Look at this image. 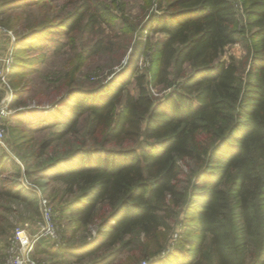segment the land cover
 <instances>
[{"label":"trees","instance_id":"trees-1","mask_svg":"<svg viewBox=\"0 0 264 264\" xmlns=\"http://www.w3.org/2000/svg\"><path fill=\"white\" fill-rule=\"evenodd\" d=\"M59 1L2 5L3 15L18 14L6 19L16 35V78L24 77L22 68L37 70L40 57H22L32 51L74 49L86 37H92V58L105 48V26L115 28L117 15L101 0H64L75 9L54 16L58 23L50 11L23 18L27 8ZM144 1L160 11L147 20V34L162 37L147 36L127 54L132 32L121 27L117 58L128 55L121 71L89 88L74 86L69 73L49 94L35 97L37 108L28 107L44 129L60 128L34 158H44L71 136L82 144L34 174L62 182L74 195L68 207L74 233L90 230L58 251L80 264H264V0ZM238 43L252 60L245 74L235 58H223ZM144 58L151 79L139 65ZM150 86L169 93L156 97ZM27 91L15 92L13 107L21 106ZM5 158L0 155V177L18 168ZM0 196L38 201L21 182ZM182 211L196 220L164 255Z\"/></svg>","mask_w":264,"mask_h":264},{"label":"rangeland","instance_id":"rangeland-1","mask_svg":"<svg viewBox=\"0 0 264 264\" xmlns=\"http://www.w3.org/2000/svg\"><path fill=\"white\" fill-rule=\"evenodd\" d=\"M5 1L6 0H0V25L10 30L7 26L6 19L10 16L13 18V16L18 14L11 13L6 16L3 15L2 5ZM75 1L77 2V0H74V2ZM101 1L115 9L117 19L114 23L115 28L110 29L105 26V48L98 56L92 58L90 52L87 53L92 43V37H86V39H80L81 42L80 40H77V42L74 43L75 50L67 47L61 51H55L52 47H46L41 51L27 53L22 57H30L33 59H38V57H40L41 61L39 64H35L37 70L31 71L27 70V68H22L23 73L25 74L22 78H16L17 76L14 74L16 70L18 71V68L16 70H12V68L8 74L11 88L16 94L19 91H23L25 88H28L29 91L26 92L23 99L24 101H22L23 105L21 104L19 108L13 107L15 101L14 98L11 105L13 114L6 117L0 123V128L5 130V137L2 143H0V155L6 157L5 163L8 164L10 160H13L18 165V168H10L2 177H0V192L5 188H13L14 183L21 182L26 188L30 189L36 197H38V201H32L30 199L27 201H19L6 196H0V205H3L4 207L0 208V264H4L3 258H5L6 249L13 236V232L17 227H24L25 224H30L35 229L33 233L38 232L37 222L42 217V199L48 200L51 205L50 207L53 209V217L61 236L63 247L64 244H76L89 236L88 233L90 230L86 229H78L76 233H74V213L68 208L71 201L74 199V195L66 190V186L60 181H50L34 175L35 171L45 165L50 158L66 154L71 147H81L82 144L76 142V136H71L65 141L58 142L56 147L44 158L40 160L34 158V154L39 145L50 137L56 129L60 128L44 129L45 126L40 124V120L34 121L32 119V114L30 113L31 111L29 108H37L38 105L36 103V98L40 96L41 93L49 94L52 87H54L53 85L56 83L57 85L62 83L60 80L69 73L74 72V86L89 88L100 82L106 83L116 72L121 71L126 66L128 59L127 55L122 60H119L120 58H117L116 54V52L118 55L122 53L120 50L122 39L119 38L121 37L120 35L123 34V32L120 31L121 27L130 29V32H132V34H130L131 36L128 34L130 46L128 47L127 54H130L134 48L138 47L141 41H146L147 36H150L152 41L162 37L161 34H147L148 31L145 29L147 20L152 15L160 13L155 5L148 6V3L144 0ZM46 5L48 6L25 9L24 12L22 11L23 18L25 19L26 16L32 17V15L35 14L41 18L45 12L50 11V16L52 17L51 20H53L54 16L65 15L71 10V7H75V5L68 7L69 4L64 0L55 2L54 7L50 3H47ZM53 21L55 22V20ZM58 22L59 21H56L55 23ZM19 27H21V25H19ZM23 29V33L26 32L28 29L27 25H25ZM13 34L15 35L14 32ZM53 37L64 39L62 36L53 35ZM6 43L7 46L5 47H1L0 45L1 55H5L8 52L9 47H11L12 43L10 44L9 41H6ZM87 54L89 58H85ZM230 57L236 59L237 63L243 70V74L248 73L252 60L249 57V52L244 44L238 43L228 46L223 58L229 59ZM139 65L141 66V70L146 72L148 78L151 79L152 71H150L151 69L149 68L150 62L144 58L140 60ZM2 86L0 84V107L3 105L4 100L7 97V90ZM130 89L131 92L135 93L136 89L133 86ZM150 90L156 97H164L165 94L169 93V90L164 91L161 88L151 87ZM47 106L45 108H47ZM83 130L84 128L82 127L78 135L81 139H86L87 137L84 136ZM90 144L91 143L89 142V146H91ZM107 147L110 148L112 145H107ZM188 217L192 216H188L182 211L177 220L172 223V229L168 235V240L164 244L165 247L161 250L162 254L167 255L168 251H173L178 243H174L176 235H178V241L180 237L179 234L185 232L186 229H188L187 225L196 220L194 216L192 218ZM50 242L52 243L43 242L44 247H46L45 249H47L46 251L42 252L36 249L35 257L37 259L46 261L50 264H80L67 253L53 250V247L58 249L60 247H58L52 239H50ZM173 243L175 245H173ZM185 247L187 249L190 248V246ZM87 262L89 263L90 260L81 264Z\"/></svg>","mask_w":264,"mask_h":264},{"label":"built area","instance_id":"built-area-1","mask_svg":"<svg viewBox=\"0 0 264 264\" xmlns=\"http://www.w3.org/2000/svg\"><path fill=\"white\" fill-rule=\"evenodd\" d=\"M0 37H7L12 43V46L8 49V52L5 55L0 54V84L7 90V97L5 98L3 105L0 107L1 123L2 120L13 114L11 105L15 98V92L11 88L8 74L14 65L13 45L16 42V37L12 31L1 25ZM4 137L5 130L0 128V143H2ZM50 206L48 200L42 199V217L37 222V233H29L25 226H19L14 230L13 236L6 249L4 264H50L35 257L37 245L41 238L46 237L52 239L58 247H61L63 244L53 217V209ZM177 237L178 235H176L174 243L177 242ZM174 243L173 245H175Z\"/></svg>","mask_w":264,"mask_h":264},{"label":"crops","instance_id":"crops-1","mask_svg":"<svg viewBox=\"0 0 264 264\" xmlns=\"http://www.w3.org/2000/svg\"><path fill=\"white\" fill-rule=\"evenodd\" d=\"M6 41H9V43L11 44V42H10V40H9V38H7V37H0V45H1V47H5V46H7V43H6ZM10 46V45H9ZM12 46V45H11ZM10 48V47H9ZM26 228H27V230L29 231V233H32V234H35V233H33L34 231H35V229H34V227L32 226V225H30V224H25L24 225ZM43 242H49V243H52V242H50V239H47L46 237H44V238H41L40 239V241H39V245H37V250L38 251H42V252H44V251H46L47 249H45L46 247H44V243ZM43 243V244H42ZM42 246V247H41ZM53 250H58V248H55V247H53Z\"/></svg>","mask_w":264,"mask_h":264}]
</instances>
